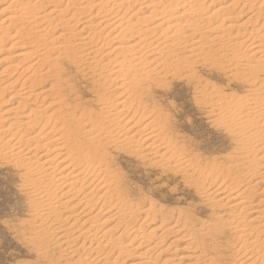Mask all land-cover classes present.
I'll list each match as a JSON object with an SVG mask.
<instances>
[{
  "label": "bare ground",
  "instance_id": "1",
  "mask_svg": "<svg viewBox=\"0 0 264 264\" xmlns=\"http://www.w3.org/2000/svg\"><path fill=\"white\" fill-rule=\"evenodd\" d=\"M43 1L0 0V42L12 33V56L22 66L0 72V155L28 180L36 238L54 237L39 256L58 264H230L232 256L240 264H264V22L255 25L264 0L255 9L251 2L258 0H245L234 16L232 3L210 0L209 6L217 4L207 24L220 20L204 30L200 19L192 21L202 7L185 9L179 1L161 0L170 3L161 8L153 0L46 1L52 7L65 2L58 10H45ZM245 11L253 13L252 24L250 17L241 21ZM208 60L227 64L249 87L245 97L214 109L246 147L224 179L209 174L210 184L197 187L205 205L227 207L219 216L227 218L198 221L193 213L118 199L115 152L157 159L170 152L177 167L189 165L155 144L145 100L166 76L188 77Z\"/></svg>",
  "mask_w": 264,
  "mask_h": 264
},
{
  "label": "rangeland",
  "instance_id": "2",
  "mask_svg": "<svg viewBox=\"0 0 264 264\" xmlns=\"http://www.w3.org/2000/svg\"><path fill=\"white\" fill-rule=\"evenodd\" d=\"M32 1L35 2V0ZM46 1H43L45 10L48 8H56L58 10L63 4L65 6V2H62L63 4H57L58 7H52V4H55L52 2L47 4ZM94 1L91 0L92 3ZM153 1L154 3H159V8L170 4L168 2H160L161 0ZM177 1L182 5L186 4L185 9L190 6L196 9H198L199 5L200 8L202 7L201 16L198 13L200 17H196L192 21L200 19L198 24L201 23V27L203 24L205 25L202 28L203 30L207 28V25L212 27L218 25L219 22L217 23V21L220 18L209 19L210 24H207L208 20L206 19L209 15L212 16L217 2L213 4V7L209 6L210 0H172V4H176ZM225 1L233 4H231V12H229L232 16L241 10L242 4H245V0L240 1V4L233 3L235 2L233 0ZM261 1L251 2V9H255L258 5L257 3ZM254 3L255 6L253 5ZM235 4H238L236 8ZM182 5L178 8L184 9ZM252 5L254 6L253 8ZM137 6L138 4L131 6L128 13L130 14ZM248 6L247 8H249ZM263 12L257 18L258 20L255 23L257 27H260L258 24L264 22ZM128 13L125 18L129 17ZM240 15L244 18V20L241 18L242 22L249 17L251 18L248 19L250 22L256 20L251 11L242 12ZM137 18H140V15L135 17L134 20ZM1 20H3V16L0 17ZM181 21L183 20L181 19L178 23H182ZM121 26L122 28L126 27L123 24ZM260 31L264 37V28ZM260 31L259 36H261ZM1 33L3 32L0 31V36ZM10 34H12L10 31L5 32L7 39L4 42H0V44H3V46H0V72L7 66L11 68L12 66L16 67L17 64L20 65L17 66L18 70L22 68L18 60L12 56L16 50L10 47ZM185 51L186 49L182 53L186 54ZM11 64L13 65L11 66ZM214 64L212 60L201 61V63L194 66V71L188 77L166 76L151 90L150 98H148L149 102L145 100L147 112L144 121L149 122L151 120L154 124L155 128H147V131L153 130L152 132L156 135V139L158 138L155 144H161V147L169 149V151L175 150L176 157L184 161V166L189 164L187 168L177 167L174 163L175 161H171L175 159L169 157L171 155L170 152L165 155V159L152 158L153 156L151 157L147 153L145 154L149 157H146V159L142 157L144 154L133 153L131 155L122 152H115L114 154L113 152L117 156H114L113 170L116 168L114 171L121 176V182L117 186L118 192L121 191L119 193L120 196L118 192L116 193L120 198L115 194V199L117 197L118 199L122 198V201L128 203V200H130V203L146 201L145 205L149 206L152 204L155 209L160 210L162 208L165 212L180 210L182 212L185 211V213H193L195 219L197 218L198 220L199 218L198 221L210 219L217 223L216 220H225L227 218L219 217L227 211V207L219 208L216 202L212 200H209L207 205H205V198L203 199L198 194L197 187H201L204 183L205 186H208L211 182V175L217 178L220 177V180L224 179L228 171L227 168L237 164V154L246 147L247 143L235 132L234 128H228V125L220 122L221 120L217 116L215 107L224 108L230 99L245 97L249 93V87L245 86L239 79L233 78L234 73L232 70H228L227 64ZM247 64L255 67L251 62ZM12 68L9 70H12ZM9 70L3 76V81L5 79V82L11 80ZM262 75L264 73L259 75L260 80L264 78ZM14 89L16 90L17 88H13V92ZM3 101L6 102L7 98H4ZM15 103L17 104L16 99L9 101L3 104L1 109H4L7 105L13 107ZM150 116L151 118L149 119ZM154 118H156L155 121ZM159 131L161 132L160 135ZM254 155L250 154V159ZM2 158L5 157H0V264H58L54 258L44 259L39 256L41 250H45L47 246L50 247L55 241L53 240L54 237L49 238L46 236L44 240H41L35 236L38 224V220H35L36 200L26 191L28 187L25 188V186L28 180L24 176V171L13 166L8 159ZM167 158L169 159V164L165 162ZM194 171L195 173L193 174ZM256 195V199L260 198L258 194ZM215 199L218 198L215 197ZM249 217L248 214L246 218ZM99 232L101 233V231ZM238 249H240V245L233 246L231 251L234 253ZM235 257L232 256L227 262L240 264L239 257Z\"/></svg>",
  "mask_w": 264,
  "mask_h": 264
}]
</instances>
